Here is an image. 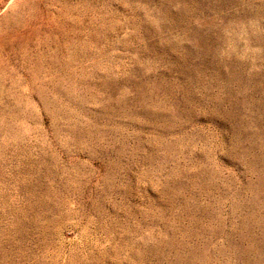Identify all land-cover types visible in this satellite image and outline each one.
I'll list each match as a JSON object with an SVG mask.
<instances>
[{
	"label": "rangeland",
	"instance_id": "obj_1",
	"mask_svg": "<svg viewBox=\"0 0 264 264\" xmlns=\"http://www.w3.org/2000/svg\"><path fill=\"white\" fill-rule=\"evenodd\" d=\"M0 264H264V0H0Z\"/></svg>",
	"mask_w": 264,
	"mask_h": 264
}]
</instances>
